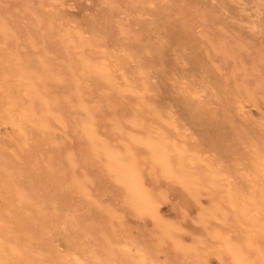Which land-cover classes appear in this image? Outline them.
<instances>
[{
	"label": "rangeland",
	"instance_id": "1",
	"mask_svg": "<svg viewBox=\"0 0 264 264\" xmlns=\"http://www.w3.org/2000/svg\"><path fill=\"white\" fill-rule=\"evenodd\" d=\"M46 1L0 0V264H239L230 242L264 264V1ZM102 145L135 152L157 217L132 208ZM178 156L200 185H179Z\"/></svg>",
	"mask_w": 264,
	"mask_h": 264
},
{
	"label": "bare ground",
	"instance_id": "2",
	"mask_svg": "<svg viewBox=\"0 0 264 264\" xmlns=\"http://www.w3.org/2000/svg\"><path fill=\"white\" fill-rule=\"evenodd\" d=\"M48 1H50V0H48ZM48 1H46V2H48ZM54 1L57 2L56 0H54ZM261 1H264V0H261ZM44 3H45V2H44ZM103 3H104V2H103ZM134 3H135V2H134ZM134 3H133V4H134ZM49 4H50V3H49ZM52 4H54V3L52 2ZM52 4H50V5H52ZM135 4L138 5V2L135 3ZM135 4H134V5H135ZM140 4H141V3H140ZM260 4H261V2H260ZM107 5H108V4H107ZM131 5H132V4H131ZM144 5H145V4H144ZM144 5H143V6H144ZM54 6H55V5H54ZM105 6H106V5H105ZM263 6H264V4H263ZM263 6H262V7H263ZM132 7H133V6H132ZM259 7H261V5H260ZM68 8H69V7H68ZM133 8H135V7H133ZM135 9L137 10V8H135ZM262 9H263V8H262ZM132 10H133V9H132ZM136 10H135V11H136ZM133 12H134V10H133ZM138 12H139V11H138ZM50 13H51V12H50ZM56 14H57V13H56ZM132 14H133V13H132ZM135 14H136V16H137V13H136V12H135ZM138 16H139V15H138ZM40 17H41V16H40ZM132 17H134V14L132 15ZM132 17H131V18H132ZM41 18H42V17H41ZM43 18H44V17H43ZM43 18H42V19H43ZM51 18H52V17L50 16V19H51ZM38 19H39V18H38ZM42 19H41V20H42ZM44 19L46 20V18H44ZM52 19H53V18H52ZM113 19H114V18H113ZM45 20H44V21H45ZM48 20H49V19H48ZM54 20H55V19H54ZM49 21L51 22V20H49ZM109 21H110V20H109ZM46 22H48V21L46 20ZM56 22H58V20H57ZM42 23H44V22L42 21ZM110 23H111V22H110ZM48 24H49V23H48ZM56 24H58V26H59L60 23L58 22V23H56ZM56 24H55V25H56ZM111 24H112V23H111ZM49 25H50V27H51V25H53V24L50 23ZM55 25H54V26H55ZM65 25H66V24H65ZM122 25H123V24H122ZM60 26H62V23H61ZM60 26H59V28L61 29L63 26H62V27H60ZM115 26H117V25H115ZM120 27H121V24H120ZM120 27H119V30L121 29V30L124 31V29H123L122 27H121V28H120ZM123 27H124V26H123ZM51 28L55 30L57 27H56V28L51 27ZM59 28H58V31H59ZM66 28H67V27H66ZM66 28H65V29H66ZM126 28H127V27H126ZM108 29H109V28H108ZM108 29H107V30H108ZM61 30L63 31V28H62ZM69 30H71V29H69ZM104 30H105V29H104ZM121 30L119 31V33H120V32H123V31H121ZM58 31H57V33H58ZM62 31H59V34H62ZM65 31H66V30H65ZM71 31H72V30H71ZM71 31H70V32L66 31L67 33H63V34H65V37H64V35H63L64 38H63L62 36H60V35H58V36H60V38L65 39V38L68 37V36L66 37V35L69 34V33H71ZM73 31H74V30H73ZM73 31H72V33H73ZM60 32H61V33H60ZM78 32H81V31L78 30ZM125 32H128V29H126ZM125 32H123V33H125ZM49 33H52V34H53L54 32L51 31V32H49ZM72 33H71V34H72ZM74 33H75V31H74ZM81 33H82V32H81ZM71 34H69V35H71ZM86 34L88 35V33H86ZM97 34H98V33H97ZM97 34H96V35H97ZM53 35L55 36V34H53ZM120 35L123 36L122 33H121ZM125 35H126V33L124 34V36H125ZM58 36H57V37H58ZM106 36H107V35H106ZM121 36H120V37H121ZM75 37L77 38V36H75ZM84 37H86V36H84ZM87 37H88V36H87ZM58 38H59V37H58ZM60 38H59V40L61 41ZM69 38H70V39H71V38L73 39V36H71V37L69 36ZM69 38H68V39H69ZM80 38H81V36H80ZM82 38H83V34H82ZM82 38H81L80 40H83V42H85L84 40H86V39L88 40V38H86V39H82ZM89 38H90V37H89ZM92 38H94V37H92ZM92 38H91V39H92ZM99 38H101V36H99ZM63 39H62V40H63ZM78 39H79V38H78ZM95 39H97V37H96ZM95 39H93L92 41H94ZM101 39H102V38H101ZM73 40H74V41L70 40V41H71V44H72V42L75 43L76 41H77V44H78V43L81 44L80 41H78V40L75 41V39H73ZM98 40H99V39H98ZM67 41H68V40H67ZM96 41H97V40H96ZM101 41H102V40H101ZM103 41L105 42V40H103ZM86 42H87L86 44L82 43L81 45H85V46L87 45L86 47H87V49H88V46H89L88 43H90V42H88V41H86ZM98 42H100V41H98ZM63 43H64V42H63ZM94 43H96V42L94 41ZM105 43H106V42H105ZM125 43H126V42H125ZM220 43H221V42H220ZM224 43H226V42L224 41ZM224 43L221 44V45L218 44V47H217V48H218L219 50H221L223 53L228 54V53H229V50H228L229 48H228L227 46H229V45H228L227 43H226V45H225ZM66 44H67V43H66ZM71 44L68 45V46H71ZM75 44H76V43H75ZM77 44H76V46L79 45V44H78V45H77ZM97 44H99V43H97ZM72 45H73V44H72ZM81 45H80V47H81ZM127 45H128V43H127ZM91 46H92V45H91ZM98 46H99V45H98ZM216 46H217V45H216ZM216 46H215V47H216ZM71 47H72V46H71ZM74 47H75V45L73 46V48H74ZM78 47H79V46H78ZM80 47H79V48H80ZM212 47H213V46H212ZM75 48H76V47H75ZM92 48H94V47H92ZM105 48H106V47H105ZM217 48H216V49H217ZM231 48H232V47H231ZM76 49H77V48H76ZM76 49H75V50H76ZM81 49H82V47H81ZM87 49H86V50H87ZM89 49H91L90 46H89ZM94 49H95V52H97V51H100V52L103 51V50H100L99 48H97L98 50H97L96 48H94ZM101 49H102V48H101ZM103 49H104V48H103ZM232 49H233V48H232ZM232 49H231L230 51L234 54L235 52H233ZM77 50H78V49H77ZM83 50H84V48H83ZM86 50H85V51H86ZM233 50H234V49H233ZM78 51H79V50H78ZM91 51H92V49H91ZM91 51H90V53H92ZM93 51H94V50H93ZM104 51H105V50H104ZM127 51H128V50H127ZM80 52H81V51H80ZM88 52H89V50H88ZM105 52L108 53V51H105ZM105 52H102V53L105 54ZM130 52H131V51H130ZM217 52H218V51H217ZM231 52H230V53H231ZM86 53H87V52H86ZM107 53L105 54L106 56H107ZM109 53H110V52H109ZM232 53H231V56H230V57L233 56ZM80 54H82V52H81ZM97 54H98V53H97ZM97 54H96V56H95V53H94V54H93V58H94V56H95V57H98ZM87 55H88V56H87L88 59H90V58H89V55H91V54H87ZM99 55L101 56L102 54H99ZM116 55H117V54H116ZM116 55L113 54V56H116ZM124 55H125V54H124ZM124 55H123V56H124ZM129 55H130V54H129ZM229 55H230V54H229ZM85 56H86V54H85ZM85 56H84V54H83V58H85ZM106 56H105V57H106ZM118 56H119V54L117 55V57H118ZM120 56H122V55H120ZM120 56H119V58H120ZM125 56H126V55H125ZM127 56H128V55H127ZM90 57H92V56H90ZM132 57H134V56H132ZM81 58H82V57H81ZM93 58H92V59H93ZM100 58H101V57H100ZM108 58H109V57H108ZM115 58H116V57H115ZM124 58H125V57H124ZM128 58L130 59L131 57H128ZM88 59L85 58V60H83V61H85V63H86ZM92 59H90V60H88V61H91ZM102 59H103V58H102ZM102 59H100V60H102ZM131 59H132V58H131ZM131 59H130V62H131ZM81 60H82V59H81ZM110 60H113V58L111 57ZM94 61H97L96 58H95ZM94 61H91V62H92V63H95V66H96V63H97L98 61H97V62H94ZM104 61H105V60H104ZM104 61H103V62H104ZM81 62H82V61H81ZM106 62H107V61H106ZM87 63H88V62H87ZM99 63H100V62H98V64H99ZM107 63H108V62H107ZM110 63H111V61H110ZM117 63H118V62H117ZM117 63H116L115 65H117ZM88 64L90 65V63H88ZM88 64L85 65V66L87 67ZM100 64H101V63H100ZM104 64H106V63H104ZM108 64H109V63H108ZM82 65H83V66H82L83 69L88 73V75H89V74L92 75L93 72H94L95 75H96V74H97L96 72L99 71L98 75L101 73L100 76L104 75V76H102L103 78H105V79L107 78V80H108V78L111 77V75H109V72L106 71L107 68H108V66H107L106 69H104V70H103V68H105L104 65H103V67H101V65H100V67H101L100 69H99L98 66H96V67H98L99 70H97V68H95L96 70L93 68V69L95 70V71L92 70L93 72L90 70V67L88 66V69H89V72H88V71L86 70L87 68H86V69L84 68V62H82ZM93 65H94V64H93ZM93 65H92V67H94ZM115 65H114V66H115ZM112 66H113V65H112ZM115 67H116V66H115ZM112 69H113V70H112ZM117 69H118V68H117ZM111 70H112L113 72L115 71L114 68H111ZM137 70H138V69H137ZM139 70H140V68H139ZM85 71H83V72H85ZM109 71H110V69H109ZM90 72H91L92 74H91ZM140 72H141V70H140ZM111 73H112V72H111ZM85 74H86V73H85ZM112 74H113V73H112ZM139 74H140V73H139ZM139 74H138V75H139ZM141 75H142V74H140V77H141ZM92 76H93V75H92ZM100 76L98 77L99 79L101 78ZM109 76H110V77H109ZM143 76H144V75H143ZM76 77H77V76H76ZM112 78H114V76L111 77L110 79L113 80ZM75 79H76V78H74V80H75ZM77 80H78V79H77ZM77 80H75V81H77ZM111 80H110V83H111ZM102 81L105 83L106 80L104 81V79H102ZM113 81H114V80H113ZM115 82H116V81H114V83H115ZM75 83L79 84V81H78V82H75ZM75 83H74V84H75ZM112 83H113V82H112ZM112 83H111V84H112ZM114 83H113V84H114ZM77 84H76V85H77ZM106 84H107V83H106ZM111 84H110V85H111ZM116 84H117V83H116ZM131 84H132V82H131ZM132 85L134 86L135 84H132ZM132 85H131V87H132ZM262 85H263V83H262ZM108 86H109V85H108ZM114 86H115V85H112V88H113ZM125 86H126V85H125ZM129 86H130V85L128 84V89H129ZM126 87H127V86H126ZM126 87L124 88L125 90L127 89ZM79 88H80V87H78L77 90H78ZM110 88H111V87H110ZM254 88H255V87H254ZM114 89H115V88H114ZM117 89H118V87H117ZM119 89H120V87H119ZM121 89H122V88H121ZM121 89H120V90H121ZM124 89H122V91H123ZM135 89H136V88H135ZM135 89H134V90H131V88H130L129 91H130L131 93H132V91H133L134 93H136ZM251 89H252V88H251ZM261 89H262V88H261ZM245 90H246V89H245ZM253 90H254V89H253ZM257 90H258V89H257ZM78 91H79V90H78ZM129 91H123V92H129ZM248 91H249V89H248ZM117 92H118V91H117ZM138 92H139V91H138ZM245 92H246V91H245ZM134 93H133V94H134ZM139 93H140V92H139ZM248 93H249V92H248ZM250 93H251V92H250ZM253 93H254V92H253ZM137 94H138V93H137ZM251 95H253V94H251ZM254 95L256 96L257 94L254 93ZM257 96H258V95H257ZM259 96H260V95H259ZM259 96H258V97H259ZM249 97H250V96H249ZM253 98L255 99V97H253ZM250 99H251V98H250ZM254 99H253V101H254ZM251 101H252V100H251ZM255 102H256V101H255ZM31 104H32V103H31ZM32 105H33V104H32ZM29 106H30V105H29ZM257 106H258V105H257ZM25 112H27V114H24L25 118H26V116H31V115L34 116L33 114H30V113H29L30 111H28V110L25 111ZM25 112H24V113H25ZM263 115H264V114H263ZM89 118H90V117H89ZM23 119H24V118H23ZM26 119H27V120H26ZM26 119H24L23 122H24V121H28V118H26ZM90 119H91V118H90ZM14 120H15V119H14ZM91 120H92V119H91ZM17 121H18V120H17ZM39 121H40V120H39ZM19 122H20V121H19ZM30 122H31V121H30ZM30 122H28L29 125L26 126L27 128L30 126ZM36 122H37V120L34 121V123H36ZM41 122H42V121H41ZM41 122H40V123H41ZM85 122H86V120H85ZM85 122H84V120H83V123H84L85 129L87 130V128H88V129L90 128V129H89V132H90L91 127H92L93 125H91L92 123H91V124L89 123V122H90L89 120H88V123L90 124L91 127L87 126L88 123L85 124ZM92 122H93V121H92ZM31 123H32V122H31ZM40 123H38V124H40ZM81 123H82V122H81ZM81 123L79 124L80 127H81V125L83 124V123H82V124H81ZM20 124H21V122H20ZM25 124H26V122H25ZM32 124H33V123H32ZM32 124H31V125H32ZM32 126H34V125H32ZM30 127H31V126H30ZM38 127H39V125H38ZM141 127H142V126H141ZM82 128H84V127H82ZM82 128H81V129H82ZM92 128H93V127H92ZM259 128H260V127H259ZM85 129H84V130H85ZM93 129H94V128H93ZM86 130H85V132H83V133H84V135H85L86 133L90 135V136H88V135L86 134V136H85V137H89V138H90V139L87 138V139L89 140V142H90V140L92 141L93 138H96V137L94 136L95 134H93V133L91 132V133H92V135H91V133H89V132L86 131ZM82 131H83V130H82ZM93 131H94V130H93ZM151 131H152V130H151ZM94 133H95V131H94ZM96 133H97V132H96ZM21 134H22V133H21ZM24 135H25V134H24ZM136 135H137V134H136ZM149 135H150V133H149ZM151 135H152V134H151ZM30 136H31V135H30ZM92 136H94V137L92 138ZM147 136H148V135H147ZM97 137H98V136H97ZM100 137H101V136H100ZM100 137H98V138H100ZM154 137H155V136H154ZM132 138H133V137H132ZM156 138H157V140H156V139L152 140V139H150V136H148V141H149V139H150L151 141H149L147 147L150 148L149 150H150L151 153H152V155L150 154L149 157L152 158L153 161H155L158 165H160V166L163 168V172H164L163 174H167V175H166L167 178H169V176H171V177H172L173 175L175 176V174H176V173H175V170H177V169L174 168L173 163H172V161L174 162L175 160H171V156H172V155H171L170 153L172 152V150H169V148H168V145H169V144H167V143L164 142V138H163V139L161 138V139L163 140V142L160 141V138H158L157 135H156ZM96 139H97V138H96ZM102 139H103V138H101V140H102ZM146 139H147V138H146ZM158 139H159V140H158ZM104 140H105V139H104ZM137 140H138V141H141V140H139V139H137ZM96 141H97V140H96ZM98 141H99V140H98ZM133 141H134V140H133ZM138 141H137V143H136V140H135V144H136L137 147H138V145H139V147H141V145H140V143H138ZM152 141H157V143H153ZM165 141H166V140H165ZM100 142H101V141H100ZM100 142H98V143H100ZM105 142H107V141H105ZM142 142L145 143V142H147V141L144 142V140H143ZM142 142H141V143H142ZM166 142H167V141H166ZM90 143H93V142H90ZM133 143H134V142H133ZM100 144H102V142H101ZM106 144H107V143H106ZM106 144H105V145H106ZM135 144H134V145H135ZM166 144H167V145H166ZM95 145H97V144H95V142H94V146L91 144V147H96ZM105 145H104V146L102 145L101 149L99 148L98 151H99V154H100V155H103V156H104V158H105L106 161H107V160L109 161V162H108V163H109V166H108L109 170L107 171L108 168H106L105 166H103L104 164H105L106 166L108 165V164H106L107 162L105 163L104 161H103L104 164H102V166H103L104 168H103V167H102V168H103V169L106 168L105 171L108 172L109 175L114 174L115 176H113L112 178H113V179H114V177L117 178V179H115L116 181L118 180L117 183H119V184L121 183V184L123 185V188L125 187V189H126V191H127V197H128V199H130V203H131L130 205L133 206L132 208H134V210L136 209L138 212L142 211V212L147 213L148 215H151L152 217H153V216H154V217H155V216L157 217V215H158L157 208H158V207L156 208V206H155L156 204H155V202L153 201V199L150 198V196L146 194V192H145V190H144V188H143V185H142L141 179H140V177L138 176V173H137V172H139V171L136 170L137 167L135 166V164H136L135 161H137V160H136L135 157L133 156L135 160H133V163H132V160L130 161L131 158H130V159L127 158L128 155H129V154L127 153V151H129V150H131V149L127 150V151L124 153L125 155H121L120 151H119V153H116V151L114 152V150H112L111 147H107V146H105ZM143 145H144V144H143ZM143 145H142V146H143ZM122 146H123V148L125 147L124 145H122ZM144 146H145V145H144ZM147 147H145V149H147ZM125 148H126V147H125ZM143 148H144V147H143ZM92 149H94V151H95V150H97L98 148H97V149L92 148ZM127 149H128V148H127ZM173 149H175L174 151L177 150L176 148H173ZM115 150H116V149H115ZM125 150H126V149H125ZM149 150L147 149L148 152H149ZM117 151H118V150H117ZM174 151H173V152H174ZM130 152H131V151H129V153H130ZM95 153H96V152H95ZM126 153H127L128 155H126ZM133 153H135V152L132 151L130 154H131V155H134ZM176 153H177V155H178V152H177V151H176ZM179 153H180V152H179ZM93 154H94V153H93ZM96 154H97V153H96ZM174 154H175V153H173V156H174ZM175 155H176V154H175ZM177 155H176V156H177ZM180 155H182V152L179 154V156H180ZM184 155H185V153L183 152V156H184ZM97 156H98V155H97ZM179 156L177 157V159L179 160L178 163H177V164H178L177 167H178V169L180 170V175H181V181H182V182H178V183H179V185H180L181 183H182V184L184 183L183 185L181 184L182 186H184V185H185V186H186V185H191L190 187H193V185H192L193 183H192L190 180L193 181V179L195 178V176H194L193 179H192V178L190 177V174L186 173L185 170H187V168L185 169V167H184V163H183V160L180 159ZM131 157H132V156H131ZM133 157H132V158H133ZM143 157H144V156H143ZM143 157H142V158H143ZM142 158H139V159L141 160ZM182 158H183V157H182ZM96 159H97V158H96ZM152 159H151V160H152ZM172 159H173V158H172ZM174 159H175V157H174ZM189 159H190V158H189ZM189 159H187V161H188ZM102 160H103V159H102ZM151 160H150V162H152ZM190 161L192 162V160H190ZM190 161H189V162H190ZM98 162H100V159H99ZM143 162H144V160H143ZM155 162H153V164H154ZM175 162H177V161H175ZM175 162H174V163H175ZM196 162L198 163V161H196ZM100 163H101V162H100ZM145 163H146V160H145ZM192 163H193V162H192ZM148 164H149V163H148ZM151 164H152V163H151ZM153 164H152V165H153ZM177 164H176V165H177ZM198 164H199V163H198ZM149 165H150V164H149ZM149 165H148V166H149ZM152 165H151V166H152ZM190 165H191V163H190ZM141 166H143V165L141 164ZM193 166H194V165H192V166H190V167H193ZM262 168H263V167H262ZM262 168H261V169H262ZM139 169H140V168H139ZM193 169H194V168H193ZM188 170H189V169H188ZM190 170H191V169H190ZM195 170H196V169H195ZM262 171H263V170H262ZM110 172H111V174H110ZM191 172H192V171H191ZM189 173H190V172H189ZM263 173H264V171H263ZM177 175H178V174H176V176H177ZM180 175H179V176H180ZM192 175H194V174H192ZM176 176H175V177H176ZM177 177H178V176H177ZM198 177H199V176H198ZM173 178H174V177H173ZM169 179H170V178H169ZM171 180H172V178H171ZM174 180H175V179H174ZM177 181H178V180H177V178H176V182H177ZM194 181H195V183L199 182L198 179H197V180L194 179ZM194 181H193V182H194ZM196 181H197V182H196ZM174 182H175V181H174ZM176 182H175V183H176ZM197 184L200 185V183H197ZM122 185H121V186H122ZM195 185H196V184H195ZM80 186H81V185H80ZM186 187H187V186H186ZM197 187H199V186H197ZM200 187H201V186H200ZM195 188H196V187H195ZM126 191H125V193H126ZM194 192H195V191H194ZM197 195H198V193H197ZM198 196H199V195H198ZM127 197H126V198H127ZM231 202L233 203L234 206H235V205L237 206V202H236V201L231 200ZM223 205H224V204H223ZM233 205H232V206H233ZM234 206H233V207H234ZM236 206H235V207H236ZM218 208H219V207H218ZM237 208H238V206H237ZM237 208H236V209H237ZM242 208H243V207H242ZM236 209H235V210H236ZM244 213H245V212H244ZM247 215H248V214H247ZM154 217H153V219H154ZM161 223H162V222H161ZM162 224H163V225H162ZM162 224H160V225H162V226H163L162 228H164V223H162ZM165 227H166V224H165ZM168 228H169V227H168ZM165 229H166V228H165ZM171 229H172V228L170 227V230H171ZM263 229H264V228H263ZM163 230H164V229H163ZM172 235H173V234H172ZM166 236H167V235H166ZM166 236H165V237H166ZM238 236H239V235H238ZM218 237H219V236H216V235H215V238H216V239H217ZM222 238H223V237L221 236V240H222ZM166 239H167V238H166ZM171 239H172V238H171ZM178 241H179V240H178ZM178 241H177V243H179ZM222 241H223V240H222ZM227 241H228V240H227ZM227 241H226V242H227ZM226 242L224 241V246H225V248H226V245H225ZM232 244H233V243H232ZM178 245H179V244H178ZM235 247H236V246H235ZM235 247H234V245H233V246L231 245V242H230V243H227V249H228V251L231 252V254H233V256L235 257V259L237 260V262H238L239 264H247L246 259L244 258V254L242 253V251H241L240 249H239V250L236 249ZM141 264H145L144 261H143V263H141Z\"/></svg>",
	"mask_w": 264,
	"mask_h": 264
}]
</instances>
